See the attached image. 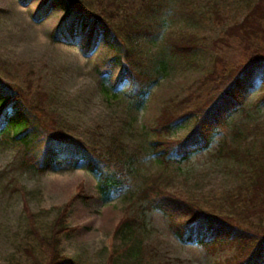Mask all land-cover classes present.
<instances>
[{
  "label": "rangeland",
  "instance_id": "374dc122",
  "mask_svg": "<svg viewBox=\"0 0 264 264\" xmlns=\"http://www.w3.org/2000/svg\"><path fill=\"white\" fill-rule=\"evenodd\" d=\"M127 1L138 10L139 0ZM158 1L162 9L156 18L146 20L149 32L136 37L132 47L144 61L149 55L165 56L169 59L168 71L150 88L147 102L137 111L127 108L122 99L125 84L115 85L118 69L104 64L101 45L89 51L83 35L73 36L71 43L52 38L62 10L51 9L39 20L33 19L40 0L27 4L0 0V75L16 82L23 91L29 86L38 88L39 98L50 103L59 124L74 137L96 145L120 142L126 151H135L134 184L160 173L168 191L192 196L204 204H218L244 181L243 165L215 157L210 146L184 161L163 166L150 156L146 141L160 107L185 96L211 68L215 51L221 49L213 47L211 40L240 21L250 0ZM211 12L218 14L217 19ZM178 31L194 37L196 45L187 58L173 57L166 50L167 35L175 36ZM262 90L257 84L245 92L243 110L230 116V120L246 127L240 129L242 135L255 147L264 141V105L259 103ZM189 127L190 122H183L165 137L181 138ZM40 146L31 147L21 157L22 151L9 139H0V170L7 171L4 180L12 177L15 185L26 191L23 201L20 191L0 189V263L18 264L15 261L23 259L24 205L30 212L44 211L48 220L54 207L78 193L79 185L81 195L69 206L66 216L68 226L75 228L64 236L60 246L61 252L78 264H105L112 251H118L116 264H216L219 258L230 255L228 249L209 254L200 245L181 243L156 209L139 211L136 201L123 195L104 201L96 187L97 178L82 161L77 168L38 170L35 162ZM132 214L133 230L126 233L123 227L116 231L117 224Z\"/></svg>",
  "mask_w": 264,
  "mask_h": 264
},
{
  "label": "trees",
  "instance_id": "16d2710c",
  "mask_svg": "<svg viewBox=\"0 0 264 264\" xmlns=\"http://www.w3.org/2000/svg\"><path fill=\"white\" fill-rule=\"evenodd\" d=\"M20 1L27 4L29 0ZM138 3L136 10L127 0H40L33 14V19L39 20L51 9H60L63 14L51 34L54 40L71 43L73 36L83 35L89 51L101 45L103 62L110 69H118L115 85L125 84L122 99L132 111L145 105L150 88L167 73L169 62L161 54L149 55L144 61L132 47L136 37L149 32L146 20L156 18L163 6L158 0ZM245 9L240 21L225 27L211 40L213 47L221 48L215 51L211 68L185 96L160 107L151 126V137L146 141L150 156L163 166L184 161L210 146L215 157L243 165L244 181L225 195L223 202L204 204L192 196L170 192L160 173L134 184L135 151H126L120 142L96 145L74 137L59 124L50 103L39 98L38 88L29 86L23 91L16 82L6 81L1 75L0 139H9L22 151L21 157L31 147L41 145L35 162L40 171L49 167L77 168L82 161L83 167L97 178L96 187L104 201L123 195L136 201L139 211H159L181 243L200 245L209 254L221 249L231 251L216 264H263L264 141L256 147L248 144L240 130L246 127L230 120L232 114L243 110L245 92L257 84L263 89L259 103L264 105V0H250ZM212 15L217 19L216 12ZM165 45L169 55L187 58L196 43L191 33L178 31L175 36L167 35ZM226 51L230 56H226ZM183 122H190L183 137H165ZM6 174L0 170V189L20 191L24 201L26 191L15 185L12 177L4 180ZM78 188L69 201L54 207L48 220L44 211L30 212L23 206L21 239L26 238V246L21 262H15L78 264L60 249L64 236L75 228L68 226L66 216L69 206L81 195L80 185ZM134 215L117 224L116 231L123 227L126 233L132 231ZM117 254L112 251L105 264H116Z\"/></svg>",
  "mask_w": 264,
  "mask_h": 264
}]
</instances>
